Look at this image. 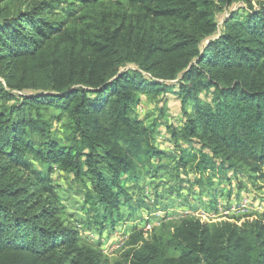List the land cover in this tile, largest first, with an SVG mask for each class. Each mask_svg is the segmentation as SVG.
Wrapping results in <instances>:
<instances>
[{
  "label": "trees",
  "instance_id": "obj_1",
  "mask_svg": "<svg viewBox=\"0 0 264 264\" xmlns=\"http://www.w3.org/2000/svg\"><path fill=\"white\" fill-rule=\"evenodd\" d=\"M24 3L0 0V264H264L258 217L138 229L111 259L62 218L52 173L86 185L100 224L137 229L144 169L168 152L156 145L160 123L136 107L143 94L173 93L175 143L201 146L178 149L175 175L193 170L210 207L224 191L213 176L245 172L264 185V0ZM63 119L65 142L51 130Z\"/></svg>",
  "mask_w": 264,
  "mask_h": 264
},
{
  "label": "rangeland",
  "instance_id": "obj_2",
  "mask_svg": "<svg viewBox=\"0 0 264 264\" xmlns=\"http://www.w3.org/2000/svg\"><path fill=\"white\" fill-rule=\"evenodd\" d=\"M17 1L19 6L25 7V0ZM242 4L243 2H234L230 9H235ZM228 12L229 10L226 9L218 14L219 25L222 24ZM202 97L206 99L205 94ZM2 103L3 100L0 99V105ZM136 113L148 123L153 121L160 123L157 128L156 145L159 149L168 152V155L163 158L154 159L153 164L146 165L144 179L141 181L142 188L137 189L133 183H130L131 189L136 188L140 193L139 196L138 193L134 197L135 200L140 197L145 202L141 207L143 209L140 212L143 215L138 219L140 226L137 229L132 227L135 223L130 221H110L100 224L103 215L96 216L98 208L87 199L86 185L80 184L73 173L57 167L53 169L54 183L59 186L64 195L62 218L71 227L76 228L83 239L99 247L102 253L111 259H116L125 249L131 247L129 242L132 240L131 235L134 231L142 229L147 235H151L155 228L167 221L176 223L186 217H194L205 223L227 220L244 222L248 218L256 217L264 219V185L261 182L253 184L245 172L234 174L229 171L226 176H213L217 188L224 190L216 197L215 203H212L214 207H210V187L206 190L205 186L199 182L201 178L196 176L193 170L181 171L179 178L175 175L177 173L175 165L181 155L178 149L185 148L199 152L201 147L197 140L184 139L175 143L169 129L182 126L180 97L168 93L163 97L151 99L143 94L140 104L136 107ZM65 121V119L53 120L51 129L56 138L62 142L67 141V135L63 131ZM167 125L170 127L168 128ZM231 204L234 209L224 217L225 209ZM206 217L210 221H207Z\"/></svg>",
  "mask_w": 264,
  "mask_h": 264
},
{
  "label": "built area",
  "instance_id": "obj_3",
  "mask_svg": "<svg viewBox=\"0 0 264 264\" xmlns=\"http://www.w3.org/2000/svg\"><path fill=\"white\" fill-rule=\"evenodd\" d=\"M232 209H234V208H233V205L231 204L229 208L225 209L226 212L224 213V217H226L227 214H229V213L232 211ZM237 209H238V208H237ZM237 209H236V210H237ZM236 210H234V211H236ZM206 220H207V221H210L207 217H206Z\"/></svg>",
  "mask_w": 264,
  "mask_h": 264
}]
</instances>
